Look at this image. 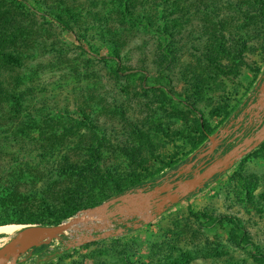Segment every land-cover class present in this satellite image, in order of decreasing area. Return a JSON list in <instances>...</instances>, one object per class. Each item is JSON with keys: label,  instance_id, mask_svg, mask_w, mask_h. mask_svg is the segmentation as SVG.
<instances>
[{"label": "rangeland", "instance_id": "rangeland-1", "mask_svg": "<svg viewBox=\"0 0 264 264\" xmlns=\"http://www.w3.org/2000/svg\"><path fill=\"white\" fill-rule=\"evenodd\" d=\"M29 1L51 8L52 16L59 13L75 32L47 16L27 19L39 31L36 40L21 45L25 80L16 86L27 96L23 114L38 123L25 121L64 142L52 149L11 145L7 138L22 129L15 122L16 132L0 136V198L9 194L6 175L27 173L30 165L45 172L59 163L68 171H94L85 203L92 207L60 224L116 198L150 193L190 170L204 145L227 134L230 124L239 125L248 107L264 99V17L255 0ZM126 2L137 23L122 13ZM110 56H119L123 70L139 72L117 75L116 63L102 60ZM249 98L252 104L233 121ZM200 114L209 143L198 129ZM3 124L1 129L9 127ZM39 132L34 126L33 136ZM257 133L264 135V119ZM236 162L147 224L142 220L149 209L136 198L144 210L132 219L137 230L130 234L90 240L123 229L137 207L124 209L112 223L98 217L79 225L64 234L65 243L56 238L17 264H264V141ZM112 205L109 214L117 211ZM13 206L0 202V224L25 220ZM19 232L0 234V249ZM64 244L74 250L57 255Z\"/></svg>", "mask_w": 264, "mask_h": 264}, {"label": "trees", "instance_id": "trees-1", "mask_svg": "<svg viewBox=\"0 0 264 264\" xmlns=\"http://www.w3.org/2000/svg\"><path fill=\"white\" fill-rule=\"evenodd\" d=\"M254 4L258 6L259 14L264 17V0H255ZM50 11L51 8H48V10L40 9L29 0H11L10 3L9 1L6 3L5 0H0V127L4 125L3 121L9 125V127L4 130L0 128V136L13 134L16 129L15 122H18L22 125V129L20 131L18 130V132L15 131L17 134L16 137L7 138V140L11 145H17L19 148L32 146L33 149H52L55 148L58 143L64 142L63 138H55L54 136L46 137L44 133H47V131L42 130L41 126L30 124L25 121L27 118H33V123H38V120L35 119L34 116H30L31 114H23L22 101H24L27 96L16 87L19 82L25 80V74L21 71L24 67L21 54L24 52H22L21 45L36 40L35 35L39 31L34 25H29L31 21L28 22L27 19L36 18L38 16H43L42 18H44L47 16L54 20L62 30L75 33L73 27L65 24L59 13L52 16ZM62 11L64 12V10ZM65 12L68 13L66 10ZM122 13H124L125 17L128 19L137 23L135 18L131 16V4L129 2L125 3ZM83 49L85 48L82 46V50ZM102 60H112L115 62L116 74L120 76L134 75L139 72V69L136 68L123 70L119 56L104 57ZM251 99L249 98L235 113V116L232 118L233 121L240 117L246 108L252 104ZM188 106L194 112L197 111L194 107ZM262 114L264 115V112H262L261 115ZM243 123H246V126H242V136L244 138H253L255 130L260 123L249 121L247 117H245ZM34 126L40 130L35 136L32 134ZM198 129L203 136V140L205 142L210 141L211 134L201 114L198 122ZM25 130L28 131L25 132ZM18 133L21 134V137L18 136ZM2 143L0 139V145ZM237 145V141L231 140L228 144V151L235 149ZM203 147L202 153H205L210 148V144L204 145ZM65 161L68 162L69 159L65 157ZM74 162L75 161H72V163ZM57 168L51 167V169L48 168L45 172L39 167L36 169L34 165H30V170H28L27 173L25 170L13 171L6 175L10 183L7 185L9 194L6 195V197L0 198V202L8 206L14 205L11 208L23 215L25 220L5 222L1 223L0 226L7 225L8 223L16 225H59L62 221L74 217L81 210L92 207V204L88 205L85 203L88 195L92 193L96 182L94 171L82 172V169L78 167L80 172H76L78 169L74 166L68 171L63 168V165L60 163L57 165ZM178 174L179 172L171 177L173 178ZM0 179L2 178L0 177ZM213 179L206 184H209ZM26 182L31 183L26 184ZM23 185L26 186L23 188ZM24 189H28L31 193H25ZM18 204H22V206ZM19 209L20 211H18ZM58 212L63 213L61 218L57 217L58 214L56 213ZM192 215L196 218L201 216L204 217V215L200 214L192 213ZM47 217L48 219H46ZM49 219L53 221L49 223ZM133 223V221H128L120 226L124 229V234H130L137 230ZM59 239L63 240L64 243L66 241L64 239V234L61 235ZM64 245L65 250L59 252L57 255L74 250L73 248H69L68 244Z\"/></svg>", "mask_w": 264, "mask_h": 264}, {"label": "water", "instance_id": "water-1", "mask_svg": "<svg viewBox=\"0 0 264 264\" xmlns=\"http://www.w3.org/2000/svg\"><path fill=\"white\" fill-rule=\"evenodd\" d=\"M264 90V85L262 86ZM260 107V113L264 112V99L251 105V108ZM260 119V127L263 124L264 115L262 114ZM264 141V135L256 134L253 138H246L242 145L237 146L235 149L228 152V154L221 160L215 161L211 164L195 167L196 163L205 158L212 156L220 142V139H212L210 148L203 153L199 158L194 160L190 165V170L180 172L178 176L193 173L192 177L185 180H178L175 183L163 185L157 187L150 193H144L143 190L138 194L125 195L120 198H116L108 202L105 206L106 220L112 223L115 218H119L123 213L115 215L107 213L111 204H117L120 206H129V201L141 198L140 203H144L147 209H149L148 216L142 221L147 224L157 218L158 215L164 213L168 208L180 203L191 194L195 193L201 187H203L210 180L215 178L217 175L224 173L229 167L235 164L236 161L242 159L245 155L251 152L253 149L258 147ZM161 195L160 197H157ZM135 202V201H134ZM99 208V207H98ZM93 208L88 210L85 214L77 216L76 218L54 226H43V225H29L27 228L22 230L13 240L7 243L3 248L0 249V264H5L9 259V264H17L19 258L31 251L34 248L40 247L61 235L66 234L68 231L76 229L79 225L93 222L95 219L91 218L92 214L98 213L99 209ZM137 211H132L127 219L141 217L142 210L144 207H137ZM141 210V211H140ZM137 227V226H136ZM98 228V227H96ZM116 234H124V229H120L117 233L105 232L99 236L90 237V240H101Z\"/></svg>", "mask_w": 264, "mask_h": 264}, {"label": "built area", "instance_id": "built-area-1", "mask_svg": "<svg viewBox=\"0 0 264 264\" xmlns=\"http://www.w3.org/2000/svg\"><path fill=\"white\" fill-rule=\"evenodd\" d=\"M243 121H244V119H243ZM258 134V133H257ZM240 137V138H239ZM238 138V139H237ZM216 139H220V142H219V144H218V146H217V148H216V150H215V153L210 157L211 158V160H209V162H207L208 161V159L207 160H205V161H203V160H201V161H199V162H197L196 163V165H195V167L194 168H196V167H199V166H202L203 165V163L204 162H207L208 164H211V163H213V162H215V161H218V160H221V159H223L227 154H228V152H230V151H228V144L230 143V141L233 139V141H237V143H239V145L242 143V139H243V136H242V134H241V130H240V127H238V129L237 130H235L234 131V133H232L231 134V136H224V135H218L217 137H216ZM239 145H237V146H239ZM207 164V165H208ZM168 183L170 184L171 183V180L170 181H168ZM168 183H166V184H163V183H161V184H157V186L152 190V191H154L157 187H161V186H163V185H168ZM160 196V195H159ZM137 200V199H136ZM139 200H141V198H139ZM137 201H135V203H136ZM129 205H130V203H129ZM130 210V209H129ZM130 220V219H129ZM128 220V221H129ZM119 221V219H116V221L114 222V223H116V222H118ZM130 221H133L132 219L130 220Z\"/></svg>", "mask_w": 264, "mask_h": 264}, {"label": "crops", "instance_id": "crops-1", "mask_svg": "<svg viewBox=\"0 0 264 264\" xmlns=\"http://www.w3.org/2000/svg\"><path fill=\"white\" fill-rule=\"evenodd\" d=\"M256 107H254V108H250V107H248V110L245 112L246 114L244 115V119H245V117H247L248 119H250V118H254V119H256L257 120V117H259L258 116V111L260 110V108H259V110H258V107H257V109H255ZM253 115H254V117H253ZM250 121V120H249ZM241 122V121H240ZM241 126V124H239L238 125V123L236 124V126L234 127V128H230L231 127V124L228 126L229 128L227 129L226 128V130L225 131H227V134H225L224 136H231V134L232 133H234V131L235 130H237L238 129V127H240ZM212 137V136H211ZM211 140V139H210ZM232 141H233V139H232ZM244 141V140H243ZM237 162H235V164H236ZM235 164H233L231 167H229L230 169H232V167H234V165ZM228 171V169L224 172V173H222V174H219V175H223V174H225L226 172ZM206 185V184H205ZM204 185V186H205ZM203 186V187H204ZM202 188V187H201ZM200 188V189H201ZM198 191V190H197ZM134 201H136V200H132V202L131 201H129L130 202V205L127 207V205H123V206H120V205H117V204H113L112 206H111V208H116V212H114V213H112V215H115V214H118V213H122V212H124V209H125V211L127 210V211H131V210H134L135 209V207H137V203H135ZM182 201H184V200H182ZM181 201V202H182ZM180 202V203H181ZM129 209H131V210H129Z\"/></svg>", "mask_w": 264, "mask_h": 264}, {"label": "bare ground", "instance_id": "bare-ground-1", "mask_svg": "<svg viewBox=\"0 0 264 264\" xmlns=\"http://www.w3.org/2000/svg\"><path fill=\"white\" fill-rule=\"evenodd\" d=\"M98 209H99L98 213L92 214L91 218L92 219H97L98 217H100V218L103 217V219L106 221V218L104 217V215H105V207L102 206V207H99ZM25 228L26 227L23 226V225L8 224V225L0 226V234L7 233V232H12V231H20L21 232ZM18 234H16L15 236H17Z\"/></svg>", "mask_w": 264, "mask_h": 264}, {"label": "flooded vegetation", "instance_id": "flooded-vegetation-1", "mask_svg": "<svg viewBox=\"0 0 264 264\" xmlns=\"http://www.w3.org/2000/svg\"><path fill=\"white\" fill-rule=\"evenodd\" d=\"M261 116V115H260ZM239 124H241V128H240V130H242V126L244 127V126H246V123H243V121L241 122V123H239ZM240 138V137H239ZM238 139V138H237ZM244 139H246V138H243L242 139V141L244 140ZM236 141V140H235ZM238 145H239V143H238ZM208 159V161L207 162H209V160H211V158L210 157H208V158H205V160H207ZM207 162H205V165H207L208 163ZM192 175H193V173H189V174H184V175H181L180 177H178V180H185V179H187V178H190V177H192ZM174 178V177H173ZM170 180H172V178H169ZM161 196V195H160Z\"/></svg>", "mask_w": 264, "mask_h": 264}]
</instances>
